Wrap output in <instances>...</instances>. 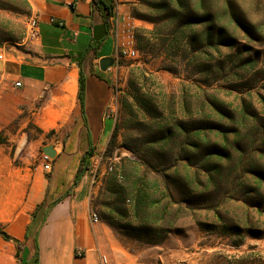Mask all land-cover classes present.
<instances>
[{"label":"rangeland","instance_id":"rangeland-1","mask_svg":"<svg viewBox=\"0 0 264 264\" xmlns=\"http://www.w3.org/2000/svg\"><path fill=\"white\" fill-rule=\"evenodd\" d=\"M229 2L241 24L233 22V45L221 47L219 53L201 42L206 27H195L194 35L187 32L194 42L174 38L179 22L193 23L201 17L197 0H190L183 20L174 23L168 14H157V0H139L135 8L138 28L132 29L127 42L138 56L119 57L113 66L108 81L116 107L114 132L103 162L96 164L97 157L91 158L90 166L98 168L83 178L90 212L128 246L119 264H263L264 0ZM30 18L26 0H0L1 63L17 50L33 54L21 47L34 39ZM156 27L159 38L146 33ZM22 110L12 122L0 124V221L15 195L19 207L31 185L39 182L34 167L42 164V146L60 153L49 173L38 172L45 193L48 184L53 196L60 187L72 186L77 171V145L69 132L57 128L44 133L33 122L30 108ZM65 151L72 155L61 157ZM207 156L212 182L202 192ZM186 158L190 163L182 160ZM127 159L142 164L140 175L147 173L150 181H157L160 195L170 188L180 203L175 226L159 245L125 236L139 235L123 227L130 221L128 200L133 194L127 190L121 197L108 181L124 164L130 170ZM173 164L180 171L177 175L174 167L169 169ZM185 165L199 177L194 184L186 179ZM121 181L119 175L117 182ZM71 186L65 192L73 194ZM116 211L126 218H118ZM12 242L0 236V245L10 250L6 258L0 255V263L16 259L18 247Z\"/></svg>","mask_w":264,"mask_h":264},{"label":"crops","instance_id":"crops-1","mask_svg":"<svg viewBox=\"0 0 264 264\" xmlns=\"http://www.w3.org/2000/svg\"><path fill=\"white\" fill-rule=\"evenodd\" d=\"M103 1L111 8L107 23L106 10L95 0H26L30 16L39 23L37 36L21 47L27 46L33 54L17 50L8 61L0 62V124L12 122L24 113L22 108H30L33 122L44 133L57 128L69 132V139L77 145L73 154L77 168L90 146L92 160L104 154L115 128L114 91L108 81L114 68L101 71L100 61H116L132 29L138 28L134 11L139 0ZM52 18L63 26L52 23ZM81 69L86 76L84 114L79 100ZM18 81L19 88L15 86ZM64 155L72 154L65 151ZM42 166L34 167L39 182ZM39 182L31 185L19 207L16 194L0 221L19 252L6 264H36V239L39 264H101L102 256L108 264H119L124 259L122 251H128V246L104 223L92 222L84 180L51 208L71 185L60 187L53 196L52 184L45 193ZM9 251L0 245V255L6 258Z\"/></svg>","mask_w":264,"mask_h":264},{"label":"trees","instance_id":"trees-1","mask_svg":"<svg viewBox=\"0 0 264 264\" xmlns=\"http://www.w3.org/2000/svg\"><path fill=\"white\" fill-rule=\"evenodd\" d=\"M157 1L159 2V5L157 6V14H168L169 18L172 20V23H174L183 20L182 14L186 11L187 3L190 0ZM95 4L106 10L107 13L105 15V19L107 23L111 14L110 6H108L103 0H95ZM197 11L199 14H201V17H198L193 23H188L187 21H182L181 23L179 22L175 29L176 33L174 38L176 40L190 39L191 42H194V37L192 39L191 35H188L187 32H190L192 35H194L196 33L195 27L200 26L201 28L206 27V29H202L200 36L202 37L201 42L207 44L209 48L219 53L221 47H231L233 45L231 42L233 33L236 31V28L233 29V31L231 30L232 24L235 21L237 22L238 26H240L241 23L232 12L229 0H197ZM153 22L155 23V21ZM146 33L152 35V37L155 38H159L160 35L157 27L155 30L147 31ZM79 88V100L82 113L84 114L86 76L82 69L80 71L79 77ZM93 156V149L90 146L84 152L80 160L71 189L76 188L81 183L85 174L89 170L90 160ZM182 160H186L188 163H190L191 159L186 158ZM208 160L209 157L207 156L203 164L205 168V170H203L205 183H201L203 188L202 190H204L202 192L208 191L212 182V169L208 165ZM125 163H127V165H131L130 170L128 171L126 168L127 166L124 164L120 169V173H114L108 181L110 186L117 189L121 197L127 190H131V193L133 194V199L128 200L130 203V209L127 210V213L129 214L130 221L123 227L133 228L135 232H139V235L125 236L149 245H159L166 240L167 236L174 228L176 223L175 220L177 219V213L181 210L180 203L177 201L173 191L170 188H166V192L161 193L160 195L159 183L157 181H150L148 179L149 174L147 173L140 175L142 166L141 163L131 159H127ZM173 167L174 164L170 165L169 169L171 170ZM174 168L173 174H179L180 171L177 165H175ZM184 169L186 170V179L191 180V184H194L195 179L199 180L197 173L192 172L190 166L185 165ZM119 175L121 176V183L117 182ZM69 195V191L65 192V194L51 203L50 208L63 201ZM122 201L125 203L126 199L123 198ZM176 206L178 207L175 210ZM115 214H117L118 218L121 220L126 218V214H119L117 211ZM110 226L117 232H120V230L113 223H110ZM154 228H161V232ZM0 236L6 241L12 239L4 231H0ZM36 249L35 263L39 264L40 251L37 239ZM244 257L249 258L251 257V254H245Z\"/></svg>","mask_w":264,"mask_h":264},{"label":"built area","instance_id":"built-area-1","mask_svg":"<svg viewBox=\"0 0 264 264\" xmlns=\"http://www.w3.org/2000/svg\"><path fill=\"white\" fill-rule=\"evenodd\" d=\"M51 22L52 23H55L59 26H63V22L62 21H58L56 20L55 18H52L51 19ZM38 19L36 17H31L30 20L28 21V26L30 28V33L32 34L33 37H36L37 36V32H38ZM138 56V51L130 44H126V45H123L121 50H120V57L121 58H124V59H135L137 58ZM0 59L2 60L3 59V56L0 55ZM15 86L17 88L21 87L22 84L21 82H16ZM103 158L104 156L101 155V156H98L96 158V164L98 163H101L103 162ZM52 161L53 159L46 156L45 154H43V158H42V163H43V170L47 173H49L51 171V166H52ZM98 167H95L94 164H91V166L89 167V170L87 172H91V173H94L96 172ZM112 167H109L108 168V171H112ZM94 183V181L92 182ZM90 218L92 220L93 223H99V219H98V216L94 213V212H90ZM100 263L101 264H108V259L107 257L105 256H102L101 259H100Z\"/></svg>","mask_w":264,"mask_h":264},{"label":"water","instance_id":"water-1","mask_svg":"<svg viewBox=\"0 0 264 264\" xmlns=\"http://www.w3.org/2000/svg\"><path fill=\"white\" fill-rule=\"evenodd\" d=\"M116 61L113 58H103L100 61V70L103 72H106L107 70H109L110 68H112L115 65ZM43 153L52 158L55 159L57 157V151L54 147H45L43 149Z\"/></svg>","mask_w":264,"mask_h":264}]
</instances>
